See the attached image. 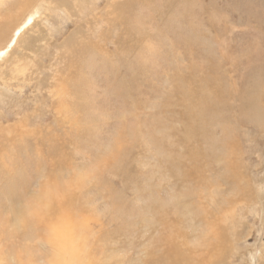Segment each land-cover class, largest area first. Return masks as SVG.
I'll return each mask as SVG.
<instances>
[{"label":"rangeland","instance_id":"obj_1","mask_svg":"<svg viewBox=\"0 0 264 264\" xmlns=\"http://www.w3.org/2000/svg\"><path fill=\"white\" fill-rule=\"evenodd\" d=\"M12 14L0 234L55 207L63 264H264V0H0Z\"/></svg>","mask_w":264,"mask_h":264},{"label":"bare ground","instance_id":"obj_2","mask_svg":"<svg viewBox=\"0 0 264 264\" xmlns=\"http://www.w3.org/2000/svg\"><path fill=\"white\" fill-rule=\"evenodd\" d=\"M39 1V0H38ZM63 2H65L66 0H62ZM26 5H27V3H26ZM16 8V7H15ZM29 10V9H28ZM27 10V7L26 6H24L20 11H22V13H20V15H26L27 13H29V11L30 10H32L31 8H30V10L28 11ZM33 11V10H32ZM34 14V13H33ZM30 16V15H29ZM18 16L15 14V15H11V16H9L8 17V22L7 23H5V24H3V23H1L0 24V39H2L4 36V34L6 33V30H8V28L9 27H12L13 26V24H15L16 22H17V20L18 19H16ZM25 19V18H24ZM25 21H26V19H25ZM23 23H24V21H23ZM29 23H27V25H28ZM21 25H22V23H21ZM24 26H26V25H24ZM18 27H16V29H17ZM26 29V28H25ZM21 31V30H20ZM14 33H15V31H14ZM15 36V35H14ZM17 36V35H16ZM13 37H11V39H12ZM11 40H9V42H10ZM9 44V43H8ZM226 59H224V63H223V65L226 63ZM213 63V62H212ZM217 65V64H216ZM221 66V65H220ZM212 68V67H211ZM218 68L217 69H215V68H212L211 69V74L205 79V82L206 83H210V86L211 87H213V86H215V84H211V83H215L216 82V77H219V78H221L223 81H226L225 80V77L222 75V74H220V75H217V72H218ZM181 78H183V77H181ZM184 79V78H183ZM185 81H186V79H185ZM198 96H199V98H196L197 100H199L200 101V103H202V97H200V95H199V93L197 92L196 93ZM259 110V105H257V104H247V105H245V107L244 108H242V112H243V114H244V119H246V117H248V115L249 114H253V113H256L257 111ZM194 112H196L195 110H193V113ZM219 116H221V112L220 111H218V112H216ZM257 114V113H256ZM203 116L204 117H207L208 116V114H203ZM197 121V123H198V126L197 127H195L194 129H193V131H192V134L191 133H189L191 136H195V137H198L199 135H197V134H199V132H200V130H203V127H202V125H203V120H196ZM244 122H246V121H244ZM211 123V121L207 118V120H206V122H205V125L206 124H210ZM247 123H249V122H247ZM245 124V123H244ZM204 128H207V126L206 127H204ZM194 137V138H195ZM41 138V137H40ZM49 138V137H48ZM155 137H153V138H151V139H154ZM148 140H150V138L148 139ZM40 142H41V140H40ZM155 144H157V143H155ZM226 145V144H225ZM200 153H198V152H195V153H191L190 154V157L192 158V160L194 161V162H196L195 161V159L197 158V156L199 155ZM57 161V160H56ZM53 162V161H52ZM55 162V161H54ZM60 162V161H59ZM56 163V162H55ZM67 163V162H66ZM54 164V163H53ZM60 164V163H59ZM62 164V163H61ZM232 164H234V163H232ZM231 164V165H232ZM54 165H56V164H54ZM63 165V164H62ZM61 165V166H62ZM230 165V166H231ZM60 166V167H61ZM60 167H59V169H60ZM63 167H64V165H63ZM234 168V167H233ZM235 170V169H234ZM234 175H237V174H235L234 173ZM239 177V176H238ZM240 180H241V178H240ZM247 180V179H246ZM206 182V181H205ZM203 185H205V184H203ZM80 186H82V185H80ZM246 187V186H245ZM242 190V189H241ZM62 192V191H61ZM64 193H63V195L66 193V191H63ZM68 192V191H67ZM57 193H60V191H58ZM73 192H72V189H71V191L68 193V195L66 196V195H64V198H63V202H62V204L60 205L61 206V209H63L64 208V203H66V201H68L67 199H69V201H68V203L69 204H73V201L75 200V198H73V196L72 195H74V193L72 194ZM59 194H57L55 197H53V198H57V196H58ZM84 195V194H83ZM62 197V196H61ZM62 199V198H61ZM60 199V200H61ZM74 199V200H73ZM46 204V203H45ZM53 205V204H52ZM56 205V204H55ZM57 205H58V203H57ZM56 205V206H57ZM67 206H69V205H67ZM45 207V206H44ZM46 207L48 208V207H51L49 204H47L46 205ZM58 207V206H57ZM46 209V208H45ZM47 210V209H46ZM56 209H55V207H52L51 209H49V210H47V211H44V209H33V212L31 213V217H26L22 222H21V225H14L11 229H7L5 232L6 233H1L0 234V237H3V238H5L6 239V241H7V245L5 246V247H3L2 248V245H1V247H0V259L1 258H3L4 257V255L5 254H7L8 256H14V259H13V261L10 263V264H63V259L64 258H66L67 256H65L64 258H63V253H59V248H62L61 247V242H57V241H48V240H51L50 238H51V236L53 237L54 236V234L52 235H50V238H48V237H46L45 235H44V233L42 232V231H44V230H48V231H50V233H51V230H56V229H58L59 227H62V226H65V225H69L68 223H67V221L66 220H68V219H66L65 220V224L63 225L61 222H60V220L57 218V217H55V214L54 213H52L53 211H55ZM59 210V209H58ZM70 211V210H69ZM57 212V211H56ZM58 212H60V211H58ZM60 214V213H59ZM66 214V213H65ZM69 215V214H68ZM71 224V223H70ZM30 225H32V228H33V230H28V227H30ZM20 226V227H19ZM171 226V225H170ZM65 227H67L68 228V226H65ZM2 228H4V227H2ZM6 228V227H5ZM86 229V228H85ZM0 231H2V230H0ZM53 232V231H52ZM80 232V231H79ZM56 234V233H55ZM59 236V235H58ZM11 237H13L12 238V240L14 239V238H19V239H21V240H35V239H43V240H46V243L45 244H48V242H49V246H50V248L48 249V251L47 250H44L45 249V247H42L43 249H42V251H41V249H39V253H37V251L35 252V251H33V252H27V250H26V248H28L27 247V245L26 246H20V247H17V249H19V253H17V254H14V250H15V246H13V248H10L11 246H10V244H9V240H10V238ZM78 237V236H77ZM56 238V237H55ZM60 240V239H59ZM3 242V240L0 238V242ZM48 241V242H47ZM3 243H5V241L3 242ZM0 244H2V243H0ZM4 245V244H3ZM20 245V244H19ZM4 248H6V249H4ZM70 248V247H69ZM92 248V247H91ZM9 249V250H8ZM6 250V251H5ZM33 250V249H32ZM74 250H75V248H74ZM40 251H41V253H40ZM77 251V250H76ZM101 252V251H100ZM69 253V252H68ZM97 253V252H96ZM95 253V254H96ZM77 254V253H76ZM78 254H79V251H78ZM77 254V255H78ZM95 254L93 253V251H89V252H84V253H82V254H80V256H79V259L82 261V262H84L85 260H87L89 263H87V264H96L97 262H98V259H97V256H96V258H95ZM15 255H17V256H15ZM106 257V256H105ZM50 258H52L51 260H50ZM179 259V258H178ZM183 260H185V259H183ZM65 262V261H64ZM176 263V262H175Z\"/></svg>","mask_w":264,"mask_h":264}]
</instances>
